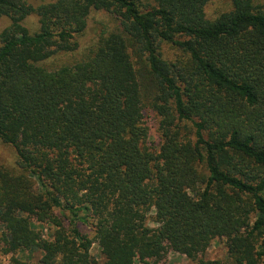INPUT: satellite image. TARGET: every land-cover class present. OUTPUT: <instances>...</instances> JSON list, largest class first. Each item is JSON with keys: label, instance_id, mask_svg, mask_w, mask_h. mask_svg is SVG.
<instances>
[{"label": "trees", "instance_id": "1", "mask_svg": "<svg viewBox=\"0 0 264 264\" xmlns=\"http://www.w3.org/2000/svg\"><path fill=\"white\" fill-rule=\"evenodd\" d=\"M212 1L0 0L5 253L224 264L204 258L223 238L228 264H264V0Z\"/></svg>", "mask_w": 264, "mask_h": 264}, {"label": "rangeland", "instance_id": "2", "mask_svg": "<svg viewBox=\"0 0 264 264\" xmlns=\"http://www.w3.org/2000/svg\"><path fill=\"white\" fill-rule=\"evenodd\" d=\"M35 4H41L43 2L49 1V0H31ZM142 2V3H141ZM150 3V0H140V4H143V8L147 7V4ZM228 0H213L208 7L206 8L207 15L210 18H214L218 16L222 11L226 10L228 7ZM102 15L99 14L97 15L96 18L100 19ZM10 23L8 18H3L0 17V30L4 29L8 24ZM36 23V18H33L30 20L29 25L32 26V28H36L35 24ZM148 120L149 124L152 126L150 133V140L152 142L158 143V123L149 118L146 117ZM190 131V130H189ZM18 154L15 152L14 148L12 146L6 145L1 142L0 140V165L6 167L7 169H10V171L18 172L21 170V168L18 165ZM35 225L38 229H43V232L46 234L48 232H51L53 230V225L50 223L46 224H39L37 221L35 222ZM4 230V225L0 222V264H13V256L17 257L20 259L23 264H30L39 258L42 257V252L41 251H35L34 253H29L26 250H19L16 253H5L3 251V243L1 241L2 237V232ZM85 232H88L90 235L93 233L90 231V229L83 228ZM91 253L95 256V259L99 262V264L102 263L103 257L100 252L99 246L95 243L92 246ZM204 258L206 260L210 261H216L219 260L223 262L224 264H228V253H227V248H226V243L225 239L223 238H215L210 247L206 250ZM158 264H199L198 261L191 260L185 255L178 253L177 251L173 250L172 248H168L166 253L161 256L159 259Z\"/></svg>", "mask_w": 264, "mask_h": 264}]
</instances>
